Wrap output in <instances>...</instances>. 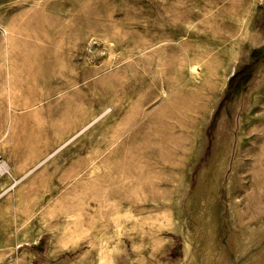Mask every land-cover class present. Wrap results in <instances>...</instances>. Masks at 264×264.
I'll return each mask as SVG.
<instances>
[{
	"label": "rangeland",
	"instance_id": "1",
	"mask_svg": "<svg viewBox=\"0 0 264 264\" xmlns=\"http://www.w3.org/2000/svg\"><path fill=\"white\" fill-rule=\"evenodd\" d=\"M0 157V264H264V0H0Z\"/></svg>",
	"mask_w": 264,
	"mask_h": 264
},
{
	"label": "crops",
	"instance_id": "2",
	"mask_svg": "<svg viewBox=\"0 0 264 264\" xmlns=\"http://www.w3.org/2000/svg\"><path fill=\"white\" fill-rule=\"evenodd\" d=\"M4 163V160L0 157V164ZM7 165L3 164V172H0V200L5 199L4 197L9 193L14 187L18 186L19 182L17 181V178H13L12 174H10L8 171ZM22 179V178H21ZM1 202V201H0ZM5 223V221H3ZM6 237H4V236ZM14 239H12L11 235H6V233H0V253L2 252H10V247L13 243H16ZM19 243V242H17ZM29 246L31 248V254L35 256V258L43 259L48 255V247L45 240V234H40L37 237H31V240H25L18 246ZM9 250V251H8ZM4 252V253H5ZM10 255H5L4 258L7 259ZM185 258L183 256V253L180 251L178 253H167V264H171V261H179L178 263H181V261ZM170 261V262H169ZM176 263V264H178Z\"/></svg>",
	"mask_w": 264,
	"mask_h": 264
}]
</instances>
